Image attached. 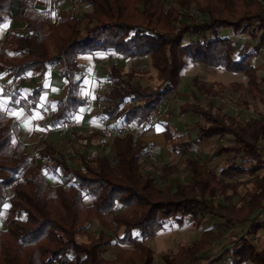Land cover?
<instances>
[{
	"label": "trees",
	"instance_id": "obj_1",
	"mask_svg": "<svg viewBox=\"0 0 264 264\" xmlns=\"http://www.w3.org/2000/svg\"><path fill=\"white\" fill-rule=\"evenodd\" d=\"M36 1L0 0V24L6 18L15 19L23 22L25 30L24 34L5 35L0 73L10 82L25 75L38 80L24 87L23 95L18 90L1 91L0 100L7 97L10 106L32 114L47 74L55 67L66 86L46 121L50 127L67 121L85 106L79 57L98 51L128 58L148 56L156 71L157 84L149 87L141 84L134 70L123 71L115 65L107 69L108 90L96 99L101 115L113 125L149 122L151 113L180 88L185 57L242 74L245 82L232 81L228 86L264 104V56L262 75L252 62L264 47L260 0H46L48 7L40 10ZM66 2L85 4L87 9L80 15L54 18ZM225 29L234 35H248L253 46L245 42L238 48L222 34ZM191 85L193 101L179 105V113L191 112L199 118L194 123L195 138H184L170 125L163 126L167 150L184 158L189 173L183 182L172 178L175 166H163L161 177L169 179L163 188L142 171L140 159L149 144L129 132L108 142V159L88 152L100 134L95 129L89 131L79 165L70 166L43 136L31 144L32 152L26 143L13 141L19 120L0 111V174H7L0 175V212L8 211L4 227L0 226V264H154V252L144 244L147 239L170 221L178 225L188 221L199 229L206 216L227 226L247 224L232 252L231 264H264V245L256 250L243 239L263 225L264 113L255 110L256 116L242 121L214 106L213 99L220 96L223 84L194 77ZM225 137L229 142L211 152L214 159L226 157L218 171L190 155L199 140ZM32 153L57 176L58 184L51 185L42 169L33 164ZM25 167L27 174L21 177ZM243 185L247 188L236 203L234 197ZM91 220L102 226L95 235L88 231ZM217 237L218 233L206 228L175 257L163 255V264L193 262L203 257ZM114 243L126 247L111 260L103 258L100 249Z\"/></svg>",
	"mask_w": 264,
	"mask_h": 264
},
{
	"label": "rangeland",
	"instance_id": "obj_2",
	"mask_svg": "<svg viewBox=\"0 0 264 264\" xmlns=\"http://www.w3.org/2000/svg\"><path fill=\"white\" fill-rule=\"evenodd\" d=\"M35 7L40 10L48 7V1H36ZM85 4H74L66 2L61 4L54 13V18H63L70 14L80 15L82 11L86 10ZM194 14V11H189ZM17 32L24 34L23 22L6 18L0 24V48L2 47L4 37L7 33ZM225 34L233 40L235 45L240 48L245 42H249V46H253L252 40L248 35H234L229 29L222 30ZM264 52L259 51L256 58L252 59L259 75L263 74L262 58ZM80 68L83 76L81 95L86 99V105L81 107L80 111L73 114L67 121L55 126L50 127L46 124L49 119L53 108L55 99L62 96L66 80L57 73L55 67L50 68L47 78L44 81L43 91L40 95V102L37 111L33 115L26 113L22 108L16 109L12 107V116L19 120L18 135L13 137V141L20 140L28 145L29 150L32 152L31 144L35 143L39 136H43L46 142L53 144L59 155L70 166L79 165V155L84 152L85 135L91 130L99 131L101 128L117 127L122 129L125 124L113 125V123L101 115V104L97 101L96 96L108 90L109 81L107 79V69L113 65L120 67L123 71L134 70L143 86L155 87L156 71L150 65V58L143 57H123L113 51H98L92 55L79 57ZM197 77L201 80L219 82L223 84L224 88L219 97L213 99L215 107L221 108L225 113L233 115L238 119L244 121L250 117L256 116L255 110L264 113V104L259 100H253L245 93H235L228 86L232 81L245 82L246 78L242 74H235L225 71L220 68L205 66L201 63H195L191 59L185 57L184 67L181 70V84L180 88L183 89L182 95L178 97L173 96L162 103V105L150 116L149 122L143 125L146 130L154 129L155 133L163 131L164 124L170 125L174 133H180L186 138L187 136L194 139L196 134V127L194 123L199 118L193 114H180L178 111L179 105L185 101L193 100L192 95V79ZM38 82L37 79L32 78L30 75H25L14 82H10L6 74L0 73V92L3 90H18L23 95V88L33 86ZM264 89V83L262 85ZM7 97H2L0 100V111L6 112ZM201 103L206 106L207 101L201 97ZM8 113V112H7ZM127 130L134 137L142 136V130L134 128V124H128ZM136 135V133H138ZM145 136V135H144ZM142 136V137H144ZM111 139H104L98 134L91 142L88 152L98 153L105 155L108 159L111 157L110 147L108 142ZM139 140V139H138ZM228 138H207L201 139L196 142L195 147L190 151V155L198 158L208 164V166L218 171L226 162L225 156H220L216 159L211 157L212 150H215L220 144L228 143ZM102 141V142H101ZM149 144L147 153L141 156L142 171L148 172L153 180V183L159 188H163L169 179L163 180L161 177V168L166 165H173L176 167L172 178H177L181 181H186L188 176V169L186 167L184 158L180 154L170 153L165 144L161 147L152 144L150 141L143 140ZM150 156L153 161H150ZM33 164L42 169L45 177L49 180L51 185L59 183L56 175L52 174L47 167H43L42 162L37 156L32 153ZM49 165V163H47ZM150 170H148V169ZM28 168L25 167L20 176L23 177L27 174ZM5 176L4 173L0 174ZM246 180L247 176L240 177ZM246 186L240 187L239 196L234 197L236 203H240V197L244 194ZM11 192H7L9 197ZM88 201H86L87 203ZM88 204V203H87ZM6 208V207H5ZM264 213V212H263ZM8 211L4 209L0 212V226L4 227V219L7 217ZM262 218V217H261ZM262 228L256 233H248L244 235L243 239L248 240L253 244L256 250H260L264 245V222L261 221ZM102 226L95 220L89 223L88 231L92 234L97 232ZM210 228L219 234V237L211 240L208 249L202 255L203 257L197 258L193 262H186L185 264H231L232 252L241 239V235L247 230V224L242 225L232 223L227 226L222 220L205 217L204 224L195 229L193 224L186 221L182 225H178L170 221L164 229L159 230L157 234L147 239L144 244L151 248L154 252V264H163L162 256L168 254L175 257L181 250L187 248L195 239H198L201 232ZM108 233V231L106 230ZM78 241H85V237H77ZM126 247L114 243L109 247H102L100 255L106 259H113L115 255L119 254L122 249ZM250 264V263H246Z\"/></svg>",
	"mask_w": 264,
	"mask_h": 264
},
{
	"label": "crops",
	"instance_id": "obj_3",
	"mask_svg": "<svg viewBox=\"0 0 264 264\" xmlns=\"http://www.w3.org/2000/svg\"><path fill=\"white\" fill-rule=\"evenodd\" d=\"M64 18V17H63ZM23 92H25V89L23 88ZM181 93H183V89H181V88H179L178 89V91L173 95V96H176V97H178L179 95H182ZM24 94V93H23ZM192 95V98H193V88H192V92H190V96ZM8 99V98H7ZM193 100H190V101H185V102H183V103H186V102H192ZM39 102H40V100H39ZM7 107H6V109H5V111L6 112H8V113H10V114H12L13 113V110H12V106H10L8 103H9V100H7ZM183 103H181V104H183ZM180 104V105H181ZM202 104V103H201ZM40 104L38 103V105L36 106V108H35V110L32 112V114L31 115H33L34 114V112H36L37 111V108H38V106H39ZM86 105V104H85ZM162 105V104H161ZM203 105V104H202ZM204 106V105H203ZM81 109V108H80ZM80 109H79V111H80ZM78 111V112H79ZM178 111H179V108H178ZM185 114V113H184ZM188 114H193V113H191V112H188ZM193 115H195V114H193ZM196 116V115H195ZM143 125H145V123H143V124H141V125H137V126H135L134 128H136L137 130H139V132H140V130H142V129H145V127L143 126ZM146 130V129H145ZM20 131V130H19ZM139 132L138 133H136V135L137 134H139ZM142 136H144V137H142V136H136L135 138L136 139H139V140H141V141H143V140H146V141H150V142H152V144H153V146L154 145H158L159 147H161V146H163L164 144H165V137H164V134H163V131L162 132H160V133H155V131H154V129H151V130H146V131H144V130H142V132L140 133ZM38 140V139H37ZM36 140V141H37ZM35 141V142H36ZM7 176V174H5V176H2V177H6Z\"/></svg>",
	"mask_w": 264,
	"mask_h": 264
},
{
	"label": "built area",
	"instance_id": "obj_4",
	"mask_svg": "<svg viewBox=\"0 0 264 264\" xmlns=\"http://www.w3.org/2000/svg\"><path fill=\"white\" fill-rule=\"evenodd\" d=\"M261 2H262V4H263V6H264V0H260ZM190 15H193L192 13H190ZM181 19V15H178V20H180ZM260 51H262V52H264V47H261V49H260ZM153 113V112H152ZM152 113H151V115L150 116H152ZM51 116V115H50ZM128 124H125L124 125V127H125V129L123 128L122 129V127H120V128H117V127H112V128H101L100 130H99V133H100V136L101 137H103L104 139H112V138H114V137H116V136H119V135H122L123 133H126V132H128V130H127V126ZM102 142V141H101ZM150 161H153V157L152 156H150ZM148 169V168H147ZM148 170H150V169H148ZM260 221H262V222H264V213H263V216H262V218H261V220Z\"/></svg>",
	"mask_w": 264,
	"mask_h": 264
}]
</instances>
